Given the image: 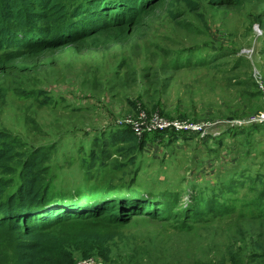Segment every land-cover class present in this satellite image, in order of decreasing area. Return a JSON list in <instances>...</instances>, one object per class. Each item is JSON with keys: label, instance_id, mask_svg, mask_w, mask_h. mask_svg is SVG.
I'll return each mask as SVG.
<instances>
[{"label": "rangeland", "instance_id": "obj_1", "mask_svg": "<svg viewBox=\"0 0 264 264\" xmlns=\"http://www.w3.org/2000/svg\"><path fill=\"white\" fill-rule=\"evenodd\" d=\"M192 1L198 11L171 0L121 31L0 66V142L17 154L0 172L8 192L38 156L48 178L141 205L161 196L164 220L55 230L74 264H264V123L252 122L264 115V0ZM142 114L197 132L156 130L129 151L115 136ZM15 246L0 232V264H20Z\"/></svg>", "mask_w": 264, "mask_h": 264}, {"label": "trees", "instance_id": "obj_2", "mask_svg": "<svg viewBox=\"0 0 264 264\" xmlns=\"http://www.w3.org/2000/svg\"><path fill=\"white\" fill-rule=\"evenodd\" d=\"M168 1L171 0H0V66L62 50L92 34L94 39L121 31ZM173 1L185 3L191 11L200 9L192 0ZM211 1L221 7L241 5L238 0ZM115 137L128 145L129 151L138 144L137 137L127 129ZM7 143L0 142V172H12L17 159L15 148ZM38 159L41 158L35 156L27 164L22 163L12 192L0 184V232L12 235L20 264H74L72 252L60 249L54 236L55 230L70 223L102 217L115 224L130 219L132 213L165 219L163 207L157 205L161 196L141 205L143 202L131 200L137 194L131 199L119 194L110 196L113 186L107 192L90 179L83 180L89 187L82 188L67 179L48 178L47 172H40L36 166ZM119 176L123 177L116 175V179L122 180ZM113 198L115 202L109 201ZM170 210L175 206L170 205L166 213ZM190 214L195 216V210ZM123 215L127 218H121Z\"/></svg>", "mask_w": 264, "mask_h": 264}, {"label": "built area", "instance_id": "obj_3", "mask_svg": "<svg viewBox=\"0 0 264 264\" xmlns=\"http://www.w3.org/2000/svg\"><path fill=\"white\" fill-rule=\"evenodd\" d=\"M255 123H264V115L252 120ZM124 125V124H121ZM119 125V126H121ZM131 128V131L137 138H142L143 135L149 132L156 130H176V131H186L188 134L197 132V126L194 124H183L181 121H163L159 117L151 118L147 117L146 114L138 119L128 120V125ZM201 129V128H200ZM79 264H101L94 260H86L80 262Z\"/></svg>", "mask_w": 264, "mask_h": 264}, {"label": "crops", "instance_id": "obj_4", "mask_svg": "<svg viewBox=\"0 0 264 264\" xmlns=\"http://www.w3.org/2000/svg\"><path fill=\"white\" fill-rule=\"evenodd\" d=\"M114 132H117V130H115Z\"/></svg>", "mask_w": 264, "mask_h": 264}]
</instances>
